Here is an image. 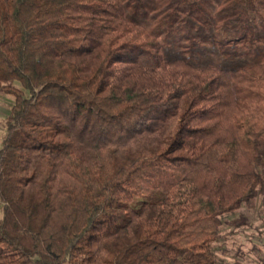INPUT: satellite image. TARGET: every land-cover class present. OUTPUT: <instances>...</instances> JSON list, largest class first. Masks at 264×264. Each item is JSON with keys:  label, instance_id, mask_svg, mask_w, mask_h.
Here are the masks:
<instances>
[{"label": "trees", "instance_id": "16d2710c", "mask_svg": "<svg viewBox=\"0 0 264 264\" xmlns=\"http://www.w3.org/2000/svg\"><path fill=\"white\" fill-rule=\"evenodd\" d=\"M0 93V264H219L264 195V0H0Z\"/></svg>", "mask_w": 264, "mask_h": 264}, {"label": "rangeland", "instance_id": "374dc122", "mask_svg": "<svg viewBox=\"0 0 264 264\" xmlns=\"http://www.w3.org/2000/svg\"><path fill=\"white\" fill-rule=\"evenodd\" d=\"M11 101V95L0 93V138ZM222 234L219 264H264V195L226 215Z\"/></svg>", "mask_w": 264, "mask_h": 264}]
</instances>
